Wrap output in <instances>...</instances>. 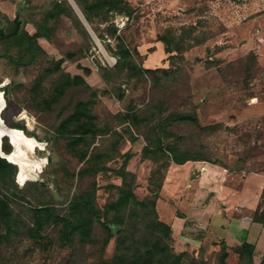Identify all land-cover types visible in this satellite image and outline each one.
<instances>
[{
  "label": "rangeland",
  "instance_id": "374dc122",
  "mask_svg": "<svg viewBox=\"0 0 264 264\" xmlns=\"http://www.w3.org/2000/svg\"><path fill=\"white\" fill-rule=\"evenodd\" d=\"M51 1L0 0V28L8 33V21L19 15L20 32L34 33ZM66 1L83 29L65 16L50 22L51 32L37 39L31 64L17 65L20 50L0 39V118L39 144L27 153L37 167L23 179L15 163V183L32 204L47 203L62 213L68 200L94 187L95 206L102 210L116 198L109 185L120 178L112 172L75 173L101 164L118 168L128 151L140 154L143 134L154 128L165 145L181 135L178 144L232 169L264 154V0H125L130 13L112 18L115 35L101 38ZM94 26L104 28L96 20ZM119 41L142 74L115 71ZM67 81L60 94L57 88ZM79 100L88 102V115L56 134ZM176 116L187 117L173 121ZM85 128L86 138L72 144ZM138 156L128 167L137 172L146 167L144 175L162 162L151 165ZM35 181L38 189L27 185ZM15 212L30 219L27 211ZM20 226L0 244V264H67L70 251L58 239L59 227H47L42 238L33 239ZM114 245L111 238L105 258L112 257ZM207 253L213 257L204 264H217V252ZM72 261L89 264L91 258ZM226 264H241L238 254H229Z\"/></svg>",
  "mask_w": 264,
  "mask_h": 264
},
{
  "label": "trees",
  "instance_id": "16d2710c",
  "mask_svg": "<svg viewBox=\"0 0 264 264\" xmlns=\"http://www.w3.org/2000/svg\"><path fill=\"white\" fill-rule=\"evenodd\" d=\"M81 11L84 19L92 31L101 38V34L114 36L116 28L112 18L119 14H129L131 9L125 0H74ZM62 16L70 18L78 27L83 26L74 15L72 8L66 0H52L51 6L44 11L40 22L35 25V32L29 34L25 30L20 32L21 21L19 15L8 21L11 30L6 33L0 28V39L10 42L18 47L19 54L17 65L26 66L31 64L39 49L37 39L46 38L51 32L50 22L60 19ZM99 21L104 28L97 29L94 22ZM116 63L114 65L117 73L125 72L127 76L142 74L144 69L133 61V55L123 41H119L114 54ZM108 77L109 73L104 72ZM64 86H69L67 81L57 90L60 94ZM87 101H77L72 107L69 116L63 119L55 128L56 134H61L63 129L71 123H76L88 115ZM184 116H176L172 120L182 119ZM187 117V116H185ZM184 117V118H185ZM128 120L131 118H127ZM205 129L206 127H201ZM86 128L75 135L72 144L86 138ZM94 135V132H89ZM182 136H175V142L164 144V138L156 129H150L143 134L144 145L140 150L141 161L155 165L162 161L156 170L149 175L141 172H130L126 169L129 159L133 153L128 151L118 168H110L106 165H97L79 170L76 176H87L98 172H112L120 178V184L109 185L116 191V198L102 208L95 206V188L85 194L73 196L64 207L62 213H58L54 206L47 203L32 204L24 189H18L15 183L17 166L8 162L0 156V244L8 239V235L19 232L20 225L29 230V237L33 239L42 238L43 231L47 227H59L58 239L69 249L67 264H71L75 257L84 256L86 260L91 258L89 264H204L211 260L212 253L201 250L196 257L188 252L177 253L172 246L171 227L160 221L155 209V202L159 198V190L162 186L164 171L170 163L183 164L186 161H208L218 163L213 158H206L198 150L185 148L177 143ZM132 141L134 138L131 139ZM1 150L9 154L12 146L8 137L2 138ZM225 166L224 164H221ZM162 169L161 177L156 174ZM151 169V168H149ZM27 185L38 189L41 184L37 181L28 182ZM141 190L146 195H141ZM35 197L31 194V197ZM264 201V196L261 202ZM16 209H22L30 213V219L22 220L16 214ZM264 217V211L262 213ZM100 227L98 231L96 226ZM116 228V229H114ZM111 238H115L114 252L112 257L105 258L104 252ZM254 245L243 243L237 251L239 263L254 264ZM229 253L224 245L216 253L217 264H226ZM260 264H264V253Z\"/></svg>",
  "mask_w": 264,
  "mask_h": 264
},
{
  "label": "crops",
  "instance_id": "0c3cea01",
  "mask_svg": "<svg viewBox=\"0 0 264 264\" xmlns=\"http://www.w3.org/2000/svg\"><path fill=\"white\" fill-rule=\"evenodd\" d=\"M131 152L126 169L137 172L128 164L141 154ZM263 196L264 154L247 157L233 169L208 161H186L170 163L165 169L155 209L159 220L171 227L175 252L196 257L201 250L218 252L224 245L232 255L246 242L254 245V264H260Z\"/></svg>",
  "mask_w": 264,
  "mask_h": 264
},
{
  "label": "bare ground",
  "instance_id": "6f19581e",
  "mask_svg": "<svg viewBox=\"0 0 264 264\" xmlns=\"http://www.w3.org/2000/svg\"><path fill=\"white\" fill-rule=\"evenodd\" d=\"M104 55L108 60L111 61V58H109L106 53H104ZM2 104V95L0 92V110L2 108ZM1 122L2 119L0 118V135L3 134V132L5 131ZM8 137L10 138L11 143L13 144L14 150L6 156L11 162H14L18 165V177L20 179H23L26 171L37 167V163L30 160L27 157V153L32 154L36 147L39 146V144L34 138L26 136L20 129L16 128H9Z\"/></svg>",
  "mask_w": 264,
  "mask_h": 264
},
{
  "label": "water",
  "instance_id": "95a60500",
  "mask_svg": "<svg viewBox=\"0 0 264 264\" xmlns=\"http://www.w3.org/2000/svg\"><path fill=\"white\" fill-rule=\"evenodd\" d=\"M69 1H70V3H71L72 7H73V8L75 9V11L77 12V14H78V16L80 17V19H81V21L83 22V24L87 27V29H88V30L90 31V33H91L92 30L90 29L88 23H87L86 20L84 19L82 13H81L80 10L78 9V7H77L76 4L74 3V1H73V0H69ZM94 36H95V35H94ZM1 123H2V126H3V128L5 129V131L3 132V134L0 135V156L3 157V158H5L8 162H10V163L16 165L14 162H11V161L8 159V157L6 156V154L1 150V143H2L1 138H2V137H8V130H9V128L4 124L3 121H2ZM8 139H9V143H10V145L13 146V144L11 143V140H10L9 137H8ZM16 166H17V165H16Z\"/></svg>",
  "mask_w": 264,
  "mask_h": 264
}]
</instances>
